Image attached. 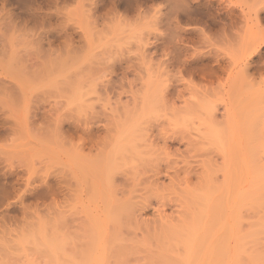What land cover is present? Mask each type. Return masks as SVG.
<instances>
[{"label":"rangeland","instance_id":"obj_1","mask_svg":"<svg viewBox=\"0 0 264 264\" xmlns=\"http://www.w3.org/2000/svg\"><path fill=\"white\" fill-rule=\"evenodd\" d=\"M0 264H264V0H0Z\"/></svg>","mask_w":264,"mask_h":264}]
</instances>
